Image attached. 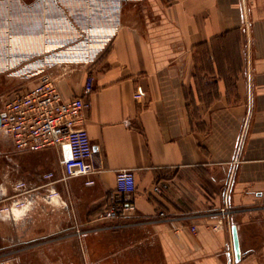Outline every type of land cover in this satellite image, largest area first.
I'll use <instances>...</instances> for the list:
<instances>
[{"label": "crops", "instance_id": "0c3cea01", "mask_svg": "<svg viewBox=\"0 0 264 264\" xmlns=\"http://www.w3.org/2000/svg\"><path fill=\"white\" fill-rule=\"evenodd\" d=\"M44 71L65 99L93 76V170L61 180L57 147L16 150L0 132L8 193L51 171L64 201L49 205L39 188L17 221L0 212V264L264 263V0H0V93ZM123 168L135 178L128 219L163 210L173 222L107 227Z\"/></svg>", "mask_w": 264, "mask_h": 264}, {"label": "built area", "instance_id": "2783aa9c", "mask_svg": "<svg viewBox=\"0 0 264 264\" xmlns=\"http://www.w3.org/2000/svg\"><path fill=\"white\" fill-rule=\"evenodd\" d=\"M92 84L93 76L88 75L82 94L65 99L59 91L55 77L49 71L42 72L34 85L25 91L13 92L6 99L0 112V132L11 141L16 150L38 151L57 147L63 169L61 180L88 175L93 170V150L83 125V114L91 105L89 95ZM134 97L140 98L141 92L136 91ZM43 179L45 181L40 185H30L21 178L13 179L10 181L11 193H8L4 183L0 184V201H4L0 205V212L17 221L34 207V192L39 188L43 189L42 195L46 203L64 205L53 184V172L44 173ZM93 182V179L85 181L86 184ZM151 189L154 192L160 191L158 185H153ZM134 190L133 170H117L115 186L109 192L104 207V213L112 220L107 227L122 228L152 222L157 218L173 222L174 217L168 216L163 210H159L154 219H128L135 210L131 197ZM230 212L228 205L221 206L218 209V223H222ZM189 228L192 232L196 231L195 225H190ZM83 232L80 228L74 231L78 236Z\"/></svg>", "mask_w": 264, "mask_h": 264}, {"label": "water", "instance_id": "95a60500", "mask_svg": "<svg viewBox=\"0 0 264 264\" xmlns=\"http://www.w3.org/2000/svg\"><path fill=\"white\" fill-rule=\"evenodd\" d=\"M231 244H232L233 260L234 262H238L240 260L242 253L240 249L237 225L234 223L231 224Z\"/></svg>", "mask_w": 264, "mask_h": 264}, {"label": "rangeland", "instance_id": "374dc122", "mask_svg": "<svg viewBox=\"0 0 264 264\" xmlns=\"http://www.w3.org/2000/svg\"><path fill=\"white\" fill-rule=\"evenodd\" d=\"M12 93L10 92H6V93H0V112L2 111L3 109V105H4V102L6 101V99L9 97V95H11ZM59 204H56L54 206H58ZM80 227V225H79Z\"/></svg>", "mask_w": 264, "mask_h": 264}, {"label": "flooded vegetation", "instance_id": "af4514ba", "mask_svg": "<svg viewBox=\"0 0 264 264\" xmlns=\"http://www.w3.org/2000/svg\"><path fill=\"white\" fill-rule=\"evenodd\" d=\"M262 264H264V263H262Z\"/></svg>", "mask_w": 264, "mask_h": 264}]
</instances>
